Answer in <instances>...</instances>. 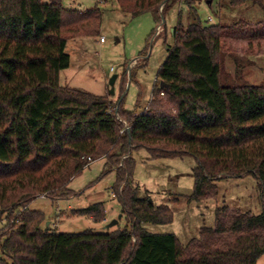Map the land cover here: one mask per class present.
I'll list each match as a JSON object with an SVG mask.
<instances>
[{"label":"trees","instance_id":"trees-1","mask_svg":"<svg viewBox=\"0 0 264 264\" xmlns=\"http://www.w3.org/2000/svg\"><path fill=\"white\" fill-rule=\"evenodd\" d=\"M119 1L134 15L152 11L159 20L176 2L194 15L185 24L181 12L152 99L141 111L126 109L125 96L113 105L108 95L61 84L71 64L68 41L100 33L99 4L81 11L63 0H0V209L7 214L0 264H257L264 254V84L227 83L221 64L226 37L240 33L241 21H203L196 9L203 0ZM164 31L163 23L158 36ZM146 52L149 44L141 55ZM140 100L141 94L137 106ZM137 148L152 158L193 157L192 201L220 180L253 175L263 211L234 216L230 239L219 217L215 229H202L200 240L186 244L175 233L149 231L145 223H170L174 214L168 204L140 196L132 179ZM89 157L104 158L105 172L117 171L118 198L131 226L44 228L46 214L32 209V201L75 195L69 184L92 163ZM79 211L97 221L106 213L102 202Z\"/></svg>","mask_w":264,"mask_h":264},{"label":"rangeland","instance_id":"rangeland-1","mask_svg":"<svg viewBox=\"0 0 264 264\" xmlns=\"http://www.w3.org/2000/svg\"><path fill=\"white\" fill-rule=\"evenodd\" d=\"M75 1L63 0V3L66 7L87 9L99 4L103 12L102 26L98 35L68 41L71 64L62 70L61 84L108 95L113 105L125 94L126 109H144L158 84V71L168 57V46L174 44L172 29L178 24L181 12L185 24L193 20V13L185 4L176 2L166 7L159 20L152 11L134 15L123 8L119 0ZM261 1V4L247 0L231 5L230 0H213L210 6L203 0L197 4V13L203 21L229 24L241 21L240 33L227 35L225 55L221 59L222 79L227 83L264 84V0ZM161 23L165 24L166 31L158 36L157 26ZM101 37L105 38L104 42ZM148 44L149 54L141 55ZM114 74H118V78L112 92L110 80ZM140 94V106H137ZM132 157L135 161L132 179L140 188V196L149 195L157 205L168 204L174 214L170 223H145L149 231L175 233L186 244L192 239L200 240L202 229H215L219 217L230 239L228 234H232L234 216L240 212L259 214L263 211L259 186L253 175L220 180L201 201H192L188 195L195 187L196 160L193 157L152 158L146 148L132 150ZM105 162L104 158L93 161L72 179L69 186L75 195L60 199L40 196L32 201V209L46 214L44 228H52L54 222L59 224L57 229L61 232L86 229L106 232L131 226L117 194L118 173L115 169L105 172ZM99 202L104 204L106 212L102 221L79 211ZM6 217L0 209V230L7 224ZM113 219H118V223L110 226ZM257 264H264V254Z\"/></svg>","mask_w":264,"mask_h":264},{"label":"built area","instance_id":"built-area-1","mask_svg":"<svg viewBox=\"0 0 264 264\" xmlns=\"http://www.w3.org/2000/svg\"><path fill=\"white\" fill-rule=\"evenodd\" d=\"M163 8V6L161 7V9ZM163 30V23H161V24H159L158 26H157V33H156V35H158L161 31ZM105 41V38L104 37H101V42H104ZM164 92H162V94H163ZM130 127V124L127 122V121H125V128L124 129H127V128H129ZM123 131V130H122ZM91 162H92V160H91V157H89L88 158ZM44 196V195H43ZM59 226V224L58 223H56V222H54L53 224H52V229H57V227Z\"/></svg>","mask_w":264,"mask_h":264},{"label":"water","instance_id":"water-1","mask_svg":"<svg viewBox=\"0 0 264 264\" xmlns=\"http://www.w3.org/2000/svg\"><path fill=\"white\" fill-rule=\"evenodd\" d=\"M209 4H211L212 3V0H208L207 1ZM175 29H173V31H174ZM168 48L170 49V47L168 46ZM151 49V48H150ZM117 78H118V74H114L113 76H112V78H111V80H110V84L112 85V92L114 91V85H115V82H116V80H117ZM161 86H164V82L162 81L161 82ZM123 96H125V94L123 95ZM118 223V219H113L111 222H110V226H112V225H115V224H117Z\"/></svg>","mask_w":264,"mask_h":264},{"label":"crops","instance_id":"crops-1","mask_svg":"<svg viewBox=\"0 0 264 264\" xmlns=\"http://www.w3.org/2000/svg\"><path fill=\"white\" fill-rule=\"evenodd\" d=\"M76 1L74 0V3H75ZM212 3H213V0H212ZM212 3L210 4V6H212ZM68 8H73V9H79V10H81V11H85V10H87V8H82L81 6L79 7V8H77V7H75L74 5L73 6H71V7H68ZM209 19H211V20H213V17L212 16H209ZM173 29H175V28H173ZM173 29H172V32L174 33V31H173ZM148 106V105H147ZM146 106V107H147ZM145 107V108H146ZM144 108V109H145ZM143 110V109H142ZM141 111V110H140ZM72 206V205H71ZM49 222L50 221H48V223H47V225L49 224ZM59 230V229H58Z\"/></svg>","mask_w":264,"mask_h":264}]
</instances>
